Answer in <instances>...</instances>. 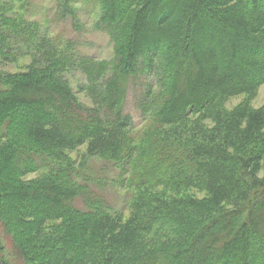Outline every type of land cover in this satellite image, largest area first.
I'll return each instance as SVG.
<instances>
[{"label": "trees", "instance_id": "obj_1", "mask_svg": "<svg viewBox=\"0 0 264 264\" xmlns=\"http://www.w3.org/2000/svg\"><path fill=\"white\" fill-rule=\"evenodd\" d=\"M55 4L75 31L95 12L114 52L0 0V63L32 57L0 71V264H264V105L225 106L264 84V0Z\"/></svg>", "mask_w": 264, "mask_h": 264}, {"label": "rangeland", "instance_id": "obj_2", "mask_svg": "<svg viewBox=\"0 0 264 264\" xmlns=\"http://www.w3.org/2000/svg\"><path fill=\"white\" fill-rule=\"evenodd\" d=\"M31 1V12L32 18L37 19L44 24H48L50 26L51 31L54 33H60L66 37H72L75 39H79L81 44V50L89 55L100 59H109L113 56V44L111 42L110 37L104 31L95 30L94 28V19L95 12L87 8L86 10H81L80 13V21L81 25H83L80 31H75L73 29L72 23L70 19L60 20L58 17H55L56 13V4L55 0H30ZM82 6L81 9H83ZM32 57L24 56L19 57L17 61L8 64L0 63V71H20L26 70L27 66L31 63ZM69 79L75 89H78V85L82 82L83 77L80 73H74L69 75ZM83 101L89 102V100L83 95L79 94ZM133 88L130 89L128 101L126 104V109L129 113H131L135 119L137 124H141L142 119L140 117V113L138 112L135 105V97H134ZM245 101H249L251 106L254 108H259L264 105V84H262L254 95L240 94L235 97L230 98L226 107L228 109H233L235 106L242 104ZM211 124L210 122H207ZM86 145H83L77 148L74 151L69 152V156L73 160H81L82 155L85 153ZM93 165L96 168L97 172L105 166V162L101 161V159L97 158V160L93 161ZM114 169V168H113ZM114 171V172H113ZM117 171L112 170L109 176L116 175ZM259 174L261 176L264 175V167L261 168ZM38 173H32L27 176L28 179L38 177ZM195 195L198 197L202 196L204 192L192 190ZM105 196L107 197V201L114 208H124L126 207L127 200L129 199L128 193L126 190H120L112 184H107L104 189ZM128 213V212H127Z\"/></svg>", "mask_w": 264, "mask_h": 264}]
</instances>
